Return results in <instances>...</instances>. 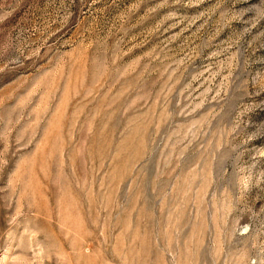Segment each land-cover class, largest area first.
I'll return each instance as SVG.
<instances>
[{
  "label": "rangeland",
  "instance_id": "1",
  "mask_svg": "<svg viewBox=\"0 0 264 264\" xmlns=\"http://www.w3.org/2000/svg\"><path fill=\"white\" fill-rule=\"evenodd\" d=\"M0 264H264V0H0Z\"/></svg>",
  "mask_w": 264,
  "mask_h": 264
}]
</instances>
